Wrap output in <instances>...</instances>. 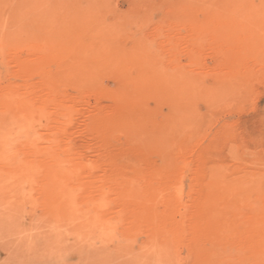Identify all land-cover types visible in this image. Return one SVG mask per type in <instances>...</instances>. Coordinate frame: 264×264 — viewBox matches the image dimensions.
<instances>
[{
    "label": "rangeland",
    "instance_id": "rangeland-1",
    "mask_svg": "<svg viewBox=\"0 0 264 264\" xmlns=\"http://www.w3.org/2000/svg\"><path fill=\"white\" fill-rule=\"evenodd\" d=\"M0 35V264H264V0H0Z\"/></svg>",
    "mask_w": 264,
    "mask_h": 264
},
{
    "label": "bare ground",
    "instance_id": "bare-ground-1",
    "mask_svg": "<svg viewBox=\"0 0 264 264\" xmlns=\"http://www.w3.org/2000/svg\"><path fill=\"white\" fill-rule=\"evenodd\" d=\"M231 1V0H229ZM244 1V0H243ZM253 1V0H252ZM235 2V1H234ZM233 2V3H234ZM229 3V2H228ZM236 3V2H235ZM239 3V2H238ZM27 4V3H26ZM224 4V3H223ZM222 6V5H221ZM228 6V5H227ZM236 6V5H235ZM243 6V5H242ZM28 7V5H27ZM23 8V7H22ZM25 9V8H23ZM11 11V10H10ZM23 11V10H22ZM222 11V10H221ZM245 11V10H244ZM237 12V11H236ZM242 12V10H241ZM228 13V12H227ZM219 15V14H218ZM234 16V15H233ZM11 20V19H10ZM237 22V21H236ZM242 24V23H241ZM222 25V24H221ZM237 25V24H236ZM31 28V27H29ZM245 29V28H244ZM29 31V29L27 30V32ZM29 33V32H28ZM251 33V32H250ZM29 35V34H28ZM1 36V35H0ZM262 38V37H261ZM70 46V45H69ZM13 103V102H12ZM19 104V103H18ZM26 107V106H25ZM32 113V112H31ZM23 113L21 114V116H14V117H7L6 120L3 121V123H7V124H13L14 126H18L19 130H20V127L21 128H31L33 127L34 125H36V123L38 122V118L39 116L37 114L39 113ZM1 122V121H0ZM7 126V125H6ZM13 126V127H14ZM10 129V128H9ZM8 129V130H9ZM34 129V127H33ZM31 129V130H33ZM11 130V129H10ZM26 130V129H24ZM30 130V129H29ZM23 131V130H22ZM176 131V130H175ZM13 133L12 130L10 131V134ZM31 133V132H30ZM1 134V133H0ZM14 134V133H13ZM20 134V132H19ZM30 135V134H29ZM27 135V136H29ZM8 134L5 136L7 138ZM30 136H33L30 135ZM1 137V135H0ZM31 138V137H30ZM1 139V138H0ZM28 139V138H27ZM3 142V141H2ZM0 142V143H2ZM27 142V141H26ZM30 142V140L28 141ZM4 148V147H3ZM30 149V148H29ZM28 151V150H27ZM7 152V150L5 151ZM5 152H2L3 154L0 153V156L3 155L2 157L6 160V156L5 155H8L7 153ZM30 153V152H29ZM28 153V154H29ZM26 154V155H28ZM25 155V156H26ZM30 155V154H29ZM31 156V155H30ZM6 157V158H5ZM9 158V156H8ZM7 158V159H8ZM13 158V157H12ZM30 159V157H29ZM2 161V159H1ZM16 161V160H15ZM28 161V160H27ZM7 161L3 162L2 161V164L5 163L6 164ZM13 162V161H12ZM24 162V161H23ZM55 162V161H54ZM21 164H23L22 162H20ZM10 164V163H9ZM27 164V163H26ZM52 164V163H51ZM8 165V163H7ZM15 165V164H14ZM18 165V164H17ZM20 165V164H19ZM30 165V164H29ZM29 165H28V169H29ZM33 162H32V167L33 166ZM56 165L53 164V166ZM9 166V165H8ZM11 166V165H10ZM16 166V165H15ZM64 166V165H63ZM4 167V166H3ZM31 167V166H30ZM31 167V169H32ZM48 167V166H47ZM23 168V166L21 167ZM25 168V167H24ZM35 168V167H34ZM37 168V167H36ZM44 168V167H42ZM17 169V168H16ZM26 169V168H25ZM49 169V168H48ZM24 170V169H23ZM7 172H4L6 173V175L8 174V176L10 177H7V179H12L13 177H15V169L14 170H11V169H7L6 170ZM21 171V169L19 168V172ZM18 172V169L17 171ZM24 172V171H23ZM30 172H33V171H30ZM46 172V171H45ZM49 172V170H48ZM47 172V173H48ZM22 173V172H20ZM27 170H26V174H27ZM1 174V173H0ZM24 174V173H23ZM24 174V176L26 175ZM30 174L32 173H29V176ZM67 174V171L65 170L64 167H62V164L60 165H57V166H54V171L50 173V178H49V181L51 179V182L52 184H54V186L52 185V191H51V200H52V203L53 202H59V205H60V202H71V198L69 197V193H70V190H67V181L65 179V176ZM4 175V174H3ZM46 175V173H45ZM68 175V174H67ZM48 176V174H47ZM23 177V176H21ZM27 177V175H26ZM26 177L25 180L27 179ZM32 177V176H31ZM46 177V176H45ZM48 178V177H47ZM5 180L3 179L4 181H8V180ZM16 179V178H15ZM23 179V178H22ZM17 180V179H16ZM29 180V179H28ZM45 180V179H44ZM24 181V180H23ZM23 181H21L23 183ZM47 181V180H46ZM49 181H47L49 183ZM3 182V181H2ZM13 182V180H12ZM19 182V180L17 181ZM27 182V181H26ZM1 183V182H0ZM69 183V182H68ZM5 184V183H4ZM11 184V182H10ZM18 184V183H17ZM70 184V183H69ZM3 185V184H2ZM14 185V184H13ZM16 185V184H15ZM48 185V184H47ZM10 186V185H9ZM70 186V185H69ZM5 187V186H4ZM11 187H14V186H11ZM17 187V186H16ZM3 188V187H2ZM8 188V187H7ZM15 188V187H14ZM5 189V188H4ZM3 189V191H4ZM9 189V188H8ZM13 190V189H12ZM51 190V189H50ZM7 191V190H6ZM49 191V190H48ZM1 192V190H0ZM10 193V190L7 191ZM15 193V192H14ZM17 194V193H16ZM47 195V194H46ZM68 195V196H67ZM1 196V195H0ZM11 197V196H10ZM48 197V196H47ZM8 198V196H7ZM70 198V200H68ZM5 199V198H4ZM18 199V198H17ZM22 199V198H21ZM3 200V199H2ZM73 200V199H72ZM7 201V200H6ZM5 201V202H6ZM8 202V201H7ZM25 202V201H24ZM73 202V201H72ZM56 204V203H55ZM51 205V204H50ZM58 205V204H57ZM65 205V204H64ZM56 212V211H55ZM69 219V218H68ZM61 220V219H60ZM59 220V221H60ZM78 220V219H76ZM96 221V220H95ZM6 221H4L5 223ZM66 222V221H65ZM67 223V222H66ZM7 224V223H5ZM53 224V223H52ZM59 225H61L59 223ZM67 227V226H66ZM10 234L13 233V231L10 229ZM19 233H23V232H19ZM14 234L15 236V240L12 241L8 246V250L11 252V256L12 257V262L13 264H78V261L77 263H74L73 261L71 262V260L69 259L68 255L71 251L73 250H76L75 248V244L73 243H69V242H66L65 244L63 245H60V243L58 242L59 238L57 240H55V238L57 237V234H56V237H51L49 236V239L47 236H44V235H41V236H37V237H32V238H26V235H25V238H21L18 236V234ZM58 233V232H57ZM75 233V232H74ZM70 234V233H69ZM58 236H59V233H58ZM79 237V236H78ZM49 240V242H48ZM63 240V239H62ZM61 240V242H63ZM41 241L43 243H41ZM59 243V244H57ZM50 244V245H49ZM77 245V244H76ZM81 249V248H80ZM83 249V248H82ZM45 252H49L51 254V259H49V261L47 260V262H43V263H40L39 262V259L44 255ZM84 253V252H83ZM48 254V253H47ZM106 255V254H105ZM109 255V254H108ZM112 255V254H111ZM85 256V254H84ZM44 257V256H43ZM115 258V257H114ZM122 258V256H121ZM80 259V258H79ZM109 259V258H108ZM116 259V258H115ZM86 260V259H85ZM139 263V262H138ZM111 264V263H110ZM130 264V262H129Z\"/></svg>",
    "mask_w": 264,
    "mask_h": 264
}]
</instances>
